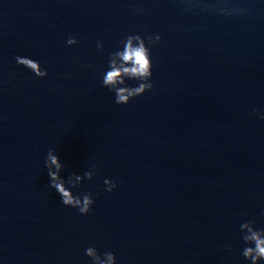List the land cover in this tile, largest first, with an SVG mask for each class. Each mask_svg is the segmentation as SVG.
I'll return each mask as SVG.
<instances>
[{"label": "water", "instance_id": "obj_1", "mask_svg": "<svg viewBox=\"0 0 264 264\" xmlns=\"http://www.w3.org/2000/svg\"><path fill=\"white\" fill-rule=\"evenodd\" d=\"M195 2L0 0V264H91L92 245L115 264H249L240 224L264 228V0ZM129 34L161 37L153 88L116 105L102 77ZM50 149L65 179L95 169L71 189L92 194L88 214L48 187Z\"/></svg>", "mask_w": 264, "mask_h": 264}, {"label": "clouds", "instance_id": "obj_2", "mask_svg": "<svg viewBox=\"0 0 264 264\" xmlns=\"http://www.w3.org/2000/svg\"><path fill=\"white\" fill-rule=\"evenodd\" d=\"M182 2L187 11H192L198 6L195 0H182ZM133 11L139 14L143 12V9L136 7ZM202 11H207V9H202ZM248 11L247 8H234V13L240 16ZM160 40L159 35L142 37L139 34H129L120 41L122 49L109 54L108 70L103 74L102 86L114 93L116 105H127L136 97L152 90L151 48ZM66 43L72 46L77 43V40L70 36ZM96 48L101 50L103 45L97 42ZM15 60L18 65L28 69L37 78H44L48 75L47 70L42 69L38 61L21 56H16ZM129 80L138 81V84L129 86L127 83ZM253 112L256 113L257 110L254 109ZM259 118L264 120V115ZM54 151L50 149L44 161L49 177L48 187L59 194L63 206L75 208L81 215L88 214L95 203L92 194L77 193L74 195L71 189H78L83 179L91 180L95 175V169L85 171L83 176L73 172L65 179L60 175L64 165ZM103 184L106 192H111L116 187V183L109 179H105ZM240 232L242 233L241 240L245 245L241 251L243 258L249 261V264H264V228L257 229L254 221L249 220L240 224ZM226 250L230 253L231 246H227ZM85 255L90 258L91 264H115L116 260L115 254L111 251H106L103 255L99 254L95 245L87 247Z\"/></svg>", "mask_w": 264, "mask_h": 264}]
</instances>
